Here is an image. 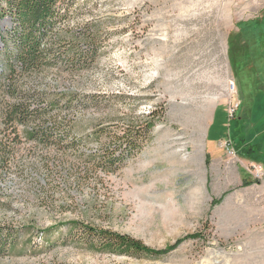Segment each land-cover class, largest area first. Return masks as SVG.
Instances as JSON below:
<instances>
[{"label":"rangeland","instance_id":"1","mask_svg":"<svg viewBox=\"0 0 264 264\" xmlns=\"http://www.w3.org/2000/svg\"><path fill=\"white\" fill-rule=\"evenodd\" d=\"M60 5L64 20L41 44L50 55L19 91L37 96L31 107L51 103L47 123L65 118L83 140L58 152L0 119V264H264V0ZM0 27L13 51L21 29L7 14ZM150 114L117 170L88 161ZM81 225L166 252H101Z\"/></svg>","mask_w":264,"mask_h":264},{"label":"trees","instance_id":"2","mask_svg":"<svg viewBox=\"0 0 264 264\" xmlns=\"http://www.w3.org/2000/svg\"><path fill=\"white\" fill-rule=\"evenodd\" d=\"M62 10L60 0H0V20L6 14L10 15L21 29L15 35L14 50L11 51L6 46V39L2 36L0 27V43L5 42L2 49L5 62L0 67V106L5 107L0 119L5 129L9 126L13 129L14 137H19L16 128L22 126L24 127L23 136L34 142L35 146L50 147L58 152L67 153L68 151L78 152L83 138L73 133V128L65 118L60 121L54 120L48 124V119L53 117L50 115L51 103H48L47 107H31L28 98L36 99L37 96L29 92H27L28 95L25 93L26 95L22 96L18 82L19 77L40 68L43 59L50 55V49L41 47V44L45 38L49 37L54 27L62 24L65 17ZM57 36L55 39L60 40L59 34ZM6 96L15 99L10 101L5 99ZM151 114L144 116L145 120L136 130L128 126L122 135L111 136V141L101 143L102 151L87 154L88 161L92 162L94 167H99L105 172L117 170L129 155L139 150V141L147 138L154 126L153 119L149 118ZM3 131L4 129L1 130V132ZM101 132L93 130V134L97 136L98 140H100ZM93 134L90 133L88 136ZM2 147L7 149L5 145ZM6 156L4 153L1 154L0 167H8L9 162ZM242 183L247 185L249 182L242 179ZM68 224L78 225L75 221H70ZM80 227L87 236L95 237V246H98L96 249L101 252L123 255L142 254L155 257L166 252L153 249L139 239L126 234L97 229L88 225Z\"/></svg>","mask_w":264,"mask_h":264},{"label":"built area","instance_id":"3","mask_svg":"<svg viewBox=\"0 0 264 264\" xmlns=\"http://www.w3.org/2000/svg\"><path fill=\"white\" fill-rule=\"evenodd\" d=\"M231 115L233 114V109L230 111ZM254 170V177H260L262 175V167L260 165H253Z\"/></svg>","mask_w":264,"mask_h":264},{"label":"crops","instance_id":"4","mask_svg":"<svg viewBox=\"0 0 264 264\" xmlns=\"http://www.w3.org/2000/svg\"><path fill=\"white\" fill-rule=\"evenodd\" d=\"M251 145L256 147V150L254 151L255 153L260 149L255 143H251ZM252 153H253V152H251V155H253V158H252L253 161H255L256 164H257V163H260V162H258V161L256 160V158H255V157H256V154H254V153L252 154ZM254 155H255V156H254ZM259 165H260V164H259ZM261 165H262V164H261ZM262 166H263V165H262ZM242 168H243V167H242ZM243 169H244V168H243ZM245 172H246V170H245ZM246 174H247V172H246ZM245 177H246V175H245ZM245 177H244V178H245ZM242 179H243V178H242Z\"/></svg>","mask_w":264,"mask_h":264}]
</instances>
